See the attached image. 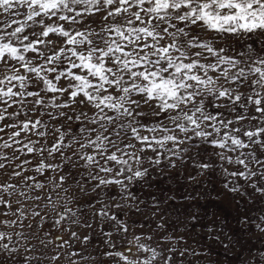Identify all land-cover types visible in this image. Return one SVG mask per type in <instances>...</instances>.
<instances>
[{
    "label": "snow or ice",
    "instance_id": "obj_1",
    "mask_svg": "<svg viewBox=\"0 0 264 264\" xmlns=\"http://www.w3.org/2000/svg\"><path fill=\"white\" fill-rule=\"evenodd\" d=\"M178 162L264 198V0H0V264H172L121 214Z\"/></svg>",
    "mask_w": 264,
    "mask_h": 264
},
{
    "label": "rangeland",
    "instance_id": "obj_2",
    "mask_svg": "<svg viewBox=\"0 0 264 264\" xmlns=\"http://www.w3.org/2000/svg\"><path fill=\"white\" fill-rule=\"evenodd\" d=\"M254 47H261V42ZM194 174L192 168L182 167L178 162L176 168L162 165L153 171L147 184H134L132 191L137 200L129 203L136 204V208L125 209L121 214L130 232L151 236V240L144 242L152 247L175 248L173 253H164L174 257L172 264H248L250 256L264 251V233L250 229L241 221L249 215L253 220L264 217V198L251 188L243 196L226 192L216 175L188 179ZM97 223H93V231H80L92 236L88 251L97 258L98 264L100 257L95 249L103 250L104 237ZM159 224L163 227L159 228ZM49 230L54 233L53 240L56 235H63L54 228ZM109 230L107 222H103V231ZM216 236L220 240H216ZM165 237L172 238V242L164 243ZM113 239H116L115 234ZM185 249L181 257L179 253ZM192 252L197 255H191ZM57 264H68V260L62 256Z\"/></svg>",
    "mask_w": 264,
    "mask_h": 264
}]
</instances>
